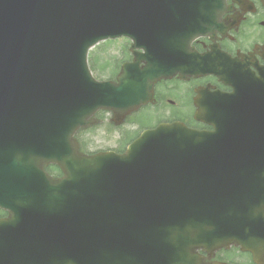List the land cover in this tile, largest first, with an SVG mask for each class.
<instances>
[{"label": "water", "instance_id": "water-1", "mask_svg": "<svg viewBox=\"0 0 264 264\" xmlns=\"http://www.w3.org/2000/svg\"><path fill=\"white\" fill-rule=\"evenodd\" d=\"M89 1L56 0L50 6V13L58 11L56 15L48 16L27 13L30 4L36 0H15L14 5L0 0V39L3 37L6 44V47L0 46V96L10 97L14 104L12 117L15 122L27 123L31 129L45 122L36 133L50 142L55 141L61 130L59 110L54 109L50 102H41L36 94L29 95L20 88L19 82L27 69L15 58L17 54L11 53L32 48L34 38H29L30 33H36L37 39L48 37L59 28L66 35L70 34L74 28L64 25L66 19L79 16V7ZM94 1L109 5L104 0ZM224 1L219 0L218 5L216 0L206 2L198 16L185 13V23L177 20L176 0L153 2V7L161 6L158 11L162 17L159 29L147 28L152 32L149 41L132 36L134 46L144 48L146 55L164 53L171 65L164 70L159 69L148 59L147 65L141 68L137 57L123 67L118 82L95 81L86 58L89 48L100 39L132 35L124 22L108 15L106 19L111 28L101 32L105 36L97 38L90 46L87 45L89 39H74L78 54L71 69L76 76L88 81L103 99L89 111L92 115L86 119L85 125L78 122L70 137L59 139V149L47 148L15 164L0 152V183H8L14 188L16 175L26 183L17 193L12 190L8 196L0 189V206L11 212L8 220H0V228L15 226L16 231H23L33 225L53 224L54 230L61 234L60 241L65 244L48 246L26 244L20 240L8 246L0 244V264L24 263L15 258L18 247L22 248L23 257L28 261L43 262L46 260L45 246L54 249L56 255L61 250L66 252V243L68 250L75 255L70 264H89L88 258H91L90 264H143L146 252L149 253L155 245L166 244L167 240L175 241L173 247L187 257L189 264H200L193 258L194 250H190L207 247L210 243L212 245L208 248L238 244L243 250L252 251L257 259L264 258V208L259 206L256 209L252 196L241 194L249 184L247 170L255 167L248 165L249 161L264 159V95L257 102V108L252 110L255 116L245 118L253 122L249 135L261 140L260 146L256 147L236 148L237 137L233 128L229 139H223L220 146L219 131L210 144L200 146L197 142L202 141V136L190 129L170 125L146 132L123 156L113 153L86 156L79 152L74 140L75 132L90 124L99 108L112 109L123 117L146 102L155 81L161 76L177 72L193 75L205 71H226L224 64L229 65L230 59L219 57L216 47L206 54H198L190 48L195 35L214 33L219 29L217 21L224 10ZM46 7L39 4L37 11ZM133 15L131 12L130 16ZM40 18L43 20L39 25L37 19ZM144 21L149 25L148 20ZM29 28L34 32H29ZM184 30L187 32L183 33ZM8 31H11L9 38L6 37ZM166 47L168 51L163 52ZM46 56L49 58L50 54ZM238 66L241 70H237ZM242 67V64H237L230 68L235 79L238 82L242 80L240 87L251 82V76L242 72ZM231 83L239 92L236 81L231 79ZM35 84L42 93L55 87L53 81L45 76ZM261 92H264V85ZM224 98L234 103V97ZM60 102L64 104L65 98L61 97ZM78 104L90 107L86 100ZM231 109L230 104L223 105L227 125ZM168 159L195 161L182 169V181H177L168 179L161 164L162 160ZM231 160L240 163L229 165ZM49 163L58 164L65 176L58 180L48 177L43 166ZM172 169L174 172L176 167ZM178 190L180 194L176 196L173 191ZM160 192L166 194L161 195ZM231 208L235 210L232 212ZM153 216L156 221H152ZM151 224H164L161 234L159 229L152 231ZM187 240L192 242L188 244Z\"/></svg>", "mask_w": 264, "mask_h": 264}, {"label": "bare ground", "instance_id": "bare-ground-1", "mask_svg": "<svg viewBox=\"0 0 264 264\" xmlns=\"http://www.w3.org/2000/svg\"><path fill=\"white\" fill-rule=\"evenodd\" d=\"M7 1L14 5L15 0ZM55 1L36 0V2L30 4L27 13H35L36 15L44 13L48 16H54L58 10L50 13V6ZM104 1L109 5L99 4L94 0H90L87 5L79 7V16L68 17L64 25L74 28L70 34L66 35L63 29L59 28L48 37L43 36L37 39L36 33H30L29 38H34L32 40V48H28V50L20 49L15 53H11L17 54L15 58L19 59L27 69L23 73V80L19 82L20 88L29 95L36 94L41 102H50L54 109L59 110L58 115L61 120V130L54 142L48 141L41 134L36 133V130L42 127L45 122L33 129L27 123L15 122L12 117V106L14 107V104L11 102L10 97L0 96V152H4V156L10 163L15 164L20 160L45 151L47 148L59 149L61 147L59 139L70 137L78 122H83L85 125L87 123L86 119L92 115L89 111L103 99L101 95L97 94L90 87L91 85L88 84V81L80 76H76L71 69V66L74 68L78 54V46L73 42L75 38L89 39L87 45L90 46L97 38L105 36L106 34L101 32L110 30L111 28L110 22L106 19L108 15H113L118 21L124 22L123 24L126 25L127 29H130L133 33L129 35L131 38L136 35V37L149 41L152 37V32L147 28L156 31L159 29V20L162 17L158 11L161 9V6L153 7L152 3L157 1L158 3H163L164 0ZM208 1L211 0H176L178 22L185 23V13L189 16H198L199 11L205 7ZM229 1L225 0L227 8L234 10V0H232L233 3ZM39 4L47 7L37 11ZM131 12H134L133 16H130ZM37 20L40 25L43 18ZM144 20H148L149 25ZM43 31H46V29ZM29 32H34V30L29 28ZM182 32L186 33L187 31L184 30ZM10 35L11 31H8L6 37L9 38ZM104 39H100L92 46L102 44ZM0 46L6 47L3 37L0 39ZM9 48L12 47L9 46ZM167 51L168 47L164 48L163 52ZM48 53L50 54L49 58L46 56ZM66 61L71 62V65L65 64ZM152 61L156 65H162L166 62V60L159 59ZM42 76L53 81L55 85L54 88L45 93H42L41 89L35 84ZM61 97L65 98L64 104L60 102ZM82 100H86L90 107L79 105L78 103ZM82 127L75 132L74 140L79 137ZM25 184L16 175L14 188L8 183H0V189L3 190L2 193L5 196H8L12 190L14 194L17 193ZM0 212L6 214L4 210ZM9 214H11L10 211ZM9 218L10 216L8 215H0V220H8ZM0 233L3 234L4 243L7 246L11 243H19L20 231H16L15 226L0 228ZM54 253V249L45 246V259H49ZM15 258L24 261V263L19 264H29L28 258L23 257L21 247H18Z\"/></svg>", "mask_w": 264, "mask_h": 264}, {"label": "flooded vegetation", "instance_id": "flooded-vegetation-1", "mask_svg": "<svg viewBox=\"0 0 264 264\" xmlns=\"http://www.w3.org/2000/svg\"><path fill=\"white\" fill-rule=\"evenodd\" d=\"M233 3L232 0L229 1ZM234 10H230L226 13V18L240 14L242 16L240 23L236 25L226 24L223 28L224 31L218 32L217 35H211L207 37H202L199 41L195 42V45L200 51H206L212 47H220L222 50L232 54L237 55L238 51L241 52L240 44L241 41L238 35L244 30L246 26L253 25L256 18L260 15L263 16L264 9L260 6L259 0H243L241 5L239 1L234 0ZM253 3L255 7L251 4ZM264 23V20L260 21ZM253 49V47L251 48ZM250 49L243 50L249 51ZM179 79V78H175ZM170 80H162L155 87V100L142 107V116H157L160 118H166L165 120H176V119H187L193 117L186 111V108L191 97L192 101L195 96V91L201 86H212L213 88L222 89L225 91H230L232 88L230 86L223 85L215 76L213 75H203L199 77H190L189 79L183 81L188 84L189 87H176L168 83ZM123 138V135L119 136ZM230 249H220L213 251L211 254L204 252L205 260L208 262H226L234 263L233 256L231 255ZM249 255V254H248ZM248 260L238 261V264H257L254 262L251 255ZM264 264V263H262Z\"/></svg>", "mask_w": 264, "mask_h": 264}, {"label": "rangeland", "instance_id": "rangeland-1", "mask_svg": "<svg viewBox=\"0 0 264 264\" xmlns=\"http://www.w3.org/2000/svg\"><path fill=\"white\" fill-rule=\"evenodd\" d=\"M120 42H113L110 44L102 43L95 47L92 52V62L95 67L96 73L100 77H107L108 74H110L113 71V68L118 64V57L116 54V49L120 48ZM106 54L108 58L110 59L111 65L109 68H105L103 65V59L106 57ZM141 118L147 120V118L143 115ZM101 135H105V133H100ZM99 135L98 138L93 139L94 140V146H89L92 150H99L101 148H108V147H114L115 142L109 140L108 138ZM88 137V134L86 135ZM246 258V257H245Z\"/></svg>", "mask_w": 264, "mask_h": 264}]
</instances>
